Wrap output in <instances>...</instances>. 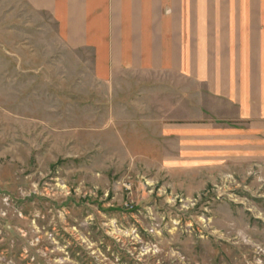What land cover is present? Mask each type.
<instances>
[{
    "label": "rangeland",
    "instance_id": "1",
    "mask_svg": "<svg viewBox=\"0 0 264 264\" xmlns=\"http://www.w3.org/2000/svg\"><path fill=\"white\" fill-rule=\"evenodd\" d=\"M95 63L0 0V264H264V165L181 167L152 133L204 87Z\"/></svg>",
    "mask_w": 264,
    "mask_h": 264
},
{
    "label": "crops",
    "instance_id": "2",
    "mask_svg": "<svg viewBox=\"0 0 264 264\" xmlns=\"http://www.w3.org/2000/svg\"><path fill=\"white\" fill-rule=\"evenodd\" d=\"M26 1L93 49L101 79L171 72L204 87V116L150 124L181 167L264 165V0Z\"/></svg>",
    "mask_w": 264,
    "mask_h": 264
}]
</instances>
